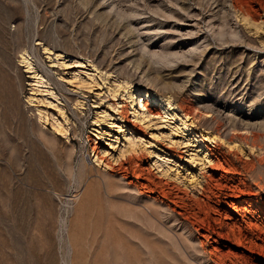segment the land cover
<instances>
[{"label":"rangeland","instance_id":"374dc122","mask_svg":"<svg viewBox=\"0 0 264 264\" xmlns=\"http://www.w3.org/2000/svg\"><path fill=\"white\" fill-rule=\"evenodd\" d=\"M0 264H264V0H0Z\"/></svg>","mask_w":264,"mask_h":264},{"label":"bare ground","instance_id":"6f19581e","mask_svg":"<svg viewBox=\"0 0 264 264\" xmlns=\"http://www.w3.org/2000/svg\"><path fill=\"white\" fill-rule=\"evenodd\" d=\"M60 56V55H59ZM20 64H23L24 67L26 68V71L28 73H33L34 77L37 79L36 83L39 84V85H42L43 87H46L47 88V85H46V82L43 80V78L34 70L32 64L30 63V61L27 59V57L21 55V60H20ZM62 65V64H61ZM77 75L73 76L74 78V81L73 83L76 84V86H83L82 84H84L82 81H80V79H77ZM74 84V85H75ZM48 93L52 94L50 90H47ZM53 95V94H52ZM128 99H129V102L131 103V110L133 112V114H135L134 118L138 121H142L144 119H147L148 117L150 116H153L155 115V113H153V110L154 108L153 107H150L148 105V101L149 102H154V104H157L159 105L160 109H163V105L156 101L155 99H153V94L148 92V91H144V90H138V89H135L134 91H132L131 93H128ZM29 102L30 99H29ZM50 104V103H49ZM168 104V107L172 109V105L167 102ZM58 108V111L62 113V109L58 106H55V108ZM174 109V107H173ZM155 111V110H154ZM170 112V111H169ZM158 114V113H157ZM51 117L53 118V115H51ZM55 118V117H54ZM57 120V119H56ZM53 121V120H52ZM55 121V119H54ZM54 128L56 129V131L60 132L61 130H66L63 125L61 123H55L54 125ZM65 133V131L63 132ZM58 134V133H57ZM62 134V133H61ZM200 138V137H198ZM202 138V137H201ZM200 140V139H199ZM230 144V143H229ZM126 145L128 147L129 150H127L128 152L131 153V151H133V147H135V142H134V138L133 137H129L126 139ZM230 146V145H229ZM232 147V146H231ZM233 148V147H232ZM126 150V149H125ZM125 150H121L119 149V153H118V156L116 158L113 159L115 165H117L119 168L122 166V164L124 163H127L128 161L134 159L135 157H133V155L129 154L128 157L125 156ZM106 165V164H105ZM117 167V168H118ZM160 165H157V168H159ZM107 168L108 169H111L112 167H109L107 165ZM113 169V168H112ZM125 169V168H124ZM160 173V172H159ZM85 174V170L84 169H79V172H78V175L79 176H83ZM123 175V174H122ZM86 176V174H85ZM160 176L163 177L164 179H166L167 181L170 180V177L167 175L166 171H162V173H160ZM166 182V181H165ZM168 183V182H166ZM197 183V182H196ZM94 184V183H93ZM198 185V184H197ZM109 190L111 189V186L109 184ZM91 200H90V193L89 192H85L83 194V196L81 197V199L78 201L77 203V206L75 208L72 209V216H71V219L69 220L68 222V225L69 227H77L78 229H81L83 226L86 225V222L88 220V217L90 216V208H91ZM76 229V228H75ZM70 230V229H69ZM71 230H74V229H71ZM83 230V229H82ZM68 231V230H67ZM75 231V230H74ZM78 231V230H77ZM76 231V233H77ZM70 232V231H69ZM68 232V233H69ZM83 232V231H82ZM75 233V237H74V233L71 235V234H68V242L71 243V244H77L76 241H81V237L80 239H77L79 238V236L77 237L78 234ZM80 233V232H79ZM133 238V237H132ZM89 239V238H87ZM130 239V238H129ZM91 241V240H90ZM132 242V241H131ZM70 244V245H71ZM75 244V245H76ZM73 247V246H72ZM135 247V245H134ZM133 256V255H131ZM133 258V257H132ZM134 258H136V256L134 255ZM134 261H136V259H134Z\"/></svg>","mask_w":264,"mask_h":264}]
</instances>
